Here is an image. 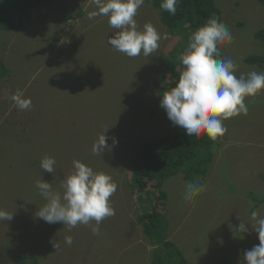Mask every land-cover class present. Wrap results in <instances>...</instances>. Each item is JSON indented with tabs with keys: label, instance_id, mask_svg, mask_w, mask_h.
<instances>
[{
	"label": "rangeland",
	"instance_id": "1",
	"mask_svg": "<svg viewBox=\"0 0 264 264\" xmlns=\"http://www.w3.org/2000/svg\"><path fill=\"white\" fill-rule=\"evenodd\" d=\"M217 2L233 36L223 46L222 58L238 65L237 76L262 72L244 59L264 51L255 37L264 28V5L257 0ZM60 8L65 12L55 9L43 16L37 11L41 16L24 27L0 32V59L5 58L8 68L0 80L4 109L0 129L24 127L33 141L15 152L0 144V209L13 212L11 220H0V264H32V257L37 258L35 264H142L153 247L139 219L142 192L131 187L129 159L139 140H129L126 134L136 136L145 129L150 112L157 114L154 119L161 132L177 130L161 107L158 80L165 74V83L169 81V68L180 51H186L189 33L180 27L175 31L179 36L173 35L162 24L159 11L144 2L135 19L140 29L147 22L157 28L159 48L150 56L130 58L108 44L107 16L88 19V11L95 8L92 0H63ZM179 67L180 63L175 65L176 71ZM17 90L31 98L30 109L20 110L11 100ZM245 103L246 115L223 121L227 132L219 136L205 176L196 182L182 174L169 177L161 187L167 195L165 206L152 198L166 214L169 239L190 264H246L244 252L260 243L250 223L252 211L264 217V201L259 200L264 197V90L246 97ZM104 130L109 147L101 156L94 155L93 144ZM113 138L118 141L115 145ZM45 155L56 160L54 175L40 167ZM73 160L89 161L94 171L111 175L118 185L110 197L115 215L100 223L99 234L92 231L95 221L69 231L62 222L49 224L35 216L46 203L36 180L42 178L62 193L63 180L74 170ZM190 183L204 190L186 201ZM242 221L248 232L240 239L234 233ZM66 235L72 236L71 245L64 242ZM53 240L61 245L58 250ZM11 241L17 247L7 246Z\"/></svg>",
	"mask_w": 264,
	"mask_h": 264
},
{
	"label": "clouds",
	"instance_id": "2",
	"mask_svg": "<svg viewBox=\"0 0 264 264\" xmlns=\"http://www.w3.org/2000/svg\"><path fill=\"white\" fill-rule=\"evenodd\" d=\"M144 2L152 5L148 0H92L95 8L88 11L87 16L90 20L98 16L108 17L110 27L116 31L107 42L115 50L130 58L141 54L147 57L158 50L161 35L151 22L145 23L142 29L138 27L135 17ZM178 3L179 0H162L160 7L175 15ZM216 3L222 12L217 0ZM187 33L189 38L184 47L186 51L181 54L182 49L179 58L184 68H178L181 72L177 84L163 92L161 107L165 109L169 120L182 128L189 137L206 134L215 140L227 132L224 120L248 113L246 97L255 96L264 90V65L247 62L248 57L257 54L248 55L244 62L259 66L262 72L251 71L236 75L238 65L231 58H222L223 46L233 40L231 31L223 23V16L222 22L218 17L212 16L197 30ZM10 98L20 110H27L32 106L31 98L25 97L20 90ZM105 130L93 144L94 155L101 156L103 150L109 147ZM116 143L118 141L113 138V145ZM55 165L56 160L47 155L40 162V167L48 173L54 172ZM73 169L61 184L62 193L54 190L48 181L42 178L36 180V187L46 203L38 208L35 216L49 224L62 222L69 231L78 224L90 225L95 221L92 231L99 234L100 223L106 217L115 215L110 197L117 191L118 185L111 175L94 171L80 160H73ZM203 190V186L190 183L184 199L190 201ZM12 218L13 212L0 209V220L9 221ZM251 221L260 243L246 250L243 260L246 264H264V217L259 216L257 211H252ZM247 232L248 228L242 221L234 236L243 239V234ZM64 242L71 245L72 236L66 235ZM52 244L56 250L61 247L56 240ZM146 257L142 264H151V254ZM124 258L125 256L121 257L122 261Z\"/></svg>",
	"mask_w": 264,
	"mask_h": 264
},
{
	"label": "trees",
	"instance_id": "3",
	"mask_svg": "<svg viewBox=\"0 0 264 264\" xmlns=\"http://www.w3.org/2000/svg\"><path fill=\"white\" fill-rule=\"evenodd\" d=\"M148 1L159 11L162 24L172 34H178L175 31L180 27L185 28L186 31L197 30L212 16L218 17L222 22V12L216 0H179L175 15L161 9L162 0ZM258 1L264 5V0ZM62 2L63 0H0V32L24 27L36 16L37 18L41 16L37 14V11H41L43 16L55 9L65 12L63 8H60ZM45 8L51 9L42 10ZM75 8L73 7V11H76ZM82 11L83 9L78 11V15H81ZM255 36L262 41L264 47V28L257 30ZM175 51H170L167 55H172ZM169 62L173 63L170 59ZM247 62H258L264 65V53L251 55L247 58ZM178 63L181 64L180 59L176 60L174 65L169 68L171 72L167 83H165L167 76L165 74L160 76L158 83L162 85L161 94L177 84L181 72L176 71L175 65ZM180 67L184 68L182 64ZM7 75L6 60L1 57L0 80ZM128 111L127 109L125 112ZM3 114L4 109L1 106L0 115L3 116ZM155 115H157L155 112H150V121H148L150 124L141 130L138 135L126 134V138L129 140H139L135 142V153L129 159L130 170L132 171L131 187L133 190L144 194V196L142 194L138 195L139 200L143 203V211L139 219L143 231L153 247L150 253L151 264H190L184 257L180 247L169 239L166 214L157 209V205L152 201V198L165 206L167 195L163 193L161 187L169 177L182 174L183 178L189 182H196L199 177L203 178L213 160L219 137L215 140L210 139L206 134L200 137H189L179 126L174 133L171 132L172 134L163 133L160 131L157 118L154 119ZM1 131L4 133L3 136L0 135V144L5 145L9 152H15L20 145L29 147L33 143L24 127L18 125L8 126L3 130L0 129V133ZM159 132L161 134L157 135ZM86 164L91 165L89 161ZM150 184H153L151 188L148 187ZM155 192H157V195H155ZM259 200L264 201V197L259 198ZM12 243L14 242L11 241L6 244L7 246L11 245V248L17 247ZM17 244L22 246L21 242ZM33 258L35 259L34 262ZM21 260L27 261L26 258H21ZM30 262L35 264L37 258L32 257Z\"/></svg>",
	"mask_w": 264,
	"mask_h": 264
},
{
	"label": "water",
	"instance_id": "4",
	"mask_svg": "<svg viewBox=\"0 0 264 264\" xmlns=\"http://www.w3.org/2000/svg\"><path fill=\"white\" fill-rule=\"evenodd\" d=\"M115 31H116L115 29L108 28V33H109L110 36H112Z\"/></svg>",
	"mask_w": 264,
	"mask_h": 264
}]
</instances>
